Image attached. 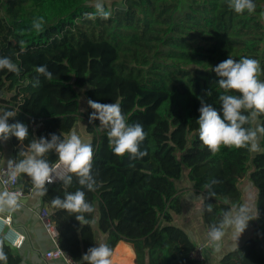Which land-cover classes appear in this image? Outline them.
I'll list each match as a JSON object with an SVG mask.
<instances>
[{
  "label": "trees",
  "instance_id": "trees-1",
  "mask_svg": "<svg viewBox=\"0 0 264 264\" xmlns=\"http://www.w3.org/2000/svg\"><path fill=\"white\" fill-rule=\"evenodd\" d=\"M253 2V14L239 15L228 0L104 1L111 17L92 21L84 14L94 12L95 0H0V57H10L21 69L19 76L0 70V109L16 111L8 122H23L29 129L23 143L11 137L12 160L26 158L34 139H50L51 133L66 137L84 116L94 149L92 174L100 185L94 192L82 189L96 209L87 219L95 220L111 250L119 240L132 243L135 264H200L190 257L195 244L173 222L182 208L175 180L183 166L202 194L201 220L208 232L213 227L223 231L231 209L240 206L238 182L250 169L256 189L254 231L218 264H264V153L222 146L213 155L199 139L197 123L201 98L221 107L223 89L212 70L220 62L249 57L264 70V0ZM39 16L45 26L36 33L31 24ZM41 65L53 79L40 76L34 87L35 68ZM259 78L264 81V72ZM84 85L81 112L78 88ZM89 99L118 103L129 123H140L147 133L141 149L148 155L137 160L115 155L99 120L89 122L94 111ZM258 119L264 125V116ZM260 143L264 149V138ZM46 159L54 164L58 156L53 152ZM18 177L24 191L33 185L26 174ZM212 179L221 183L212 185L216 195L209 197L204 185ZM80 187L75 176L70 186L59 180L47 185L41 200L49 206L59 246L86 264L83 254L95 247L92 223L81 226L75 215L52 204ZM0 241L7 256L0 264H21L14 247L2 236Z\"/></svg>",
  "mask_w": 264,
  "mask_h": 264
},
{
  "label": "clouds",
  "instance_id": "clouds-1",
  "mask_svg": "<svg viewBox=\"0 0 264 264\" xmlns=\"http://www.w3.org/2000/svg\"><path fill=\"white\" fill-rule=\"evenodd\" d=\"M228 7L239 15L245 12L253 14L256 10L253 0H228ZM94 9V12L84 14L86 20L95 21L97 17L107 20L112 15L110 10H106L104 0H95ZM44 26V17H33L32 30L40 33L44 31ZM19 44L21 52L25 51L24 41ZM0 70H7L17 76L21 72L18 65L6 56L0 57ZM212 70L219 77L217 83L223 89V93L218 97L221 107L218 110L201 98V107L198 109L200 115L197 119L199 139L213 155L219 153L222 146L246 149L253 154L264 153L260 143L264 138V125L258 119L264 116V81L259 78L264 70L261 69L260 61L249 57H242L237 61L230 56ZM35 72L37 78L33 83L34 87L40 85V76L48 81L53 79V73L47 65L37 66ZM230 92L239 95L229 94ZM208 95H211V92ZM88 105L94 110L89 116V122L99 120V126L106 130L109 145L115 155H127L130 160L148 155L146 149H141L147 137L143 126L140 123H129L118 103H100L89 99ZM16 115L14 110L0 113V142H7L14 136L23 143L29 136L26 124L19 121L8 122L9 118H15ZM50 137H40L30 143L26 158L14 166L13 178L20 173L26 174L31 178L38 195L44 196L48 192L47 185L59 179L65 186H70L75 176L81 187L75 192L65 193L63 198H53L52 204L57 209L75 215L81 226H89L92 221L87 217L96 209L86 199V193L82 189L94 192L100 186L92 174L94 149L91 140H82L75 133L63 138L62 134L51 133ZM53 152L58 156L56 164H50L46 159V156ZM220 183V180L212 179L204 185V188L209 190V197L216 195L211 191L212 185ZM16 207L18 205L14 194L5 193L0 196V213L14 210ZM207 210H212L211 205H208ZM245 226L244 217L235 223L238 233H242ZM224 235L225 233L217 227H213L209 232V237L214 242H219ZM111 257V248L107 244H99L89 248L83 254L82 261L86 264H112ZM6 260L3 241H0V261Z\"/></svg>",
  "mask_w": 264,
  "mask_h": 264
},
{
  "label": "crops",
  "instance_id": "crops-1",
  "mask_svg": "<svg viewBox=\"0 0 264 264\" xmlns=\"http://www.w3.org/2000/svg\"><path fill=\"white\" fill-rule=\"evenodd\" d=\"M80 111L84 112V109H80ZM0 113H2L1 109ZM86 121L84 116H80L73 129L66 134V137L71 133H75L82 140L91 139V134L86 131ZM0 147L2 161L4 163L10 162L13 159V151L15 150V145L12 143L11 138L7 142H0ZM245 179L246 176L238 182V187ZM176 181L178 182L179 179L175 180V183ZM188 183L189 186L184 190L178 189L182 208L179 214L173 215V222L180 226L196 245L198 242L205 240L207 228L201 220L202 194L197 192L190 182ZM243 186L251 194V206L248 209L242 208L244 195L241 191V204L231 209L230 216L223 229L224 237L219 242L212 241L203 249L205 264H218L223 254L241 245L254 231L253 219L255 216L256 192L248 183L243 184ZM17 188L25 192L26 195L16 197L18 207L1 214H10L12 225L23 235L21 245L14 248L15 252L20 256L21 264H65L61 258H43L42 256V253L54 246L50 234L38 215L41 208L46 207L49 209V206L42 202L34 184L27 191H24L23 180L18 177ZM5 193L7 192L0 185V196ZM242 217L245 218L246 226L242 233H238L235 223ZM92 231L95 237V247L99 244H105L106 235L98 229L95 220L92 222ZM111 260L112 264H135V253L132 243L125 240L117 241L112 248Z\"/></svg>",
  "mask_w": 264,
  "mask_h": 264
},
{
  "label": "built area",
  "instance_id": "built-area-1",
  "mask_svg": "<svg viewBox=\"0 0 264 264\" xmlns=\"http://www.w3.org/2000/svg\"><path fill=\"white\" fill-rule=\"evenodd\" d=\"M57 162L58 160L54 164H56ZM15 164L16 163L13 160L8 163H4L2 161V151L0 147V185L8 194H14L15 197H21L25 196L26 193L17 188L18 174L15 178H13ZM57 181H59V179ZM38 215L44 227L50 234L54 244L53 248L42 253L43 258L57 257L61 258L65 264H78V262L74 260L67 251L59 246L56 238L57 230L53 223L49 220L48 208H41L38 212ZM0 236H2L4 240L14 248L20 246L23 241V235L12 225V217L10 214L0 213ZM211 242L212 240L210 239L209 232L207 231L205 240L202 242H198L195 245L193 250L190 252V257L200 261V264H205L203 249L207 244Z\"/></svg>",
  "mask_w": 264,
  "mask_h": 264
},
{
  "label": "rangeland",
  "instance_id": "rangeland-1",
  "mask_svg": "<svg viewBox=\"0 0 264 264\" xmlns=\"http://www.w3.org/2000/svg\"><path fill=\"white\" fill-rule=\"evenodd\" d=\"M104 1L106 2V4L109 5L113 0H104ZM87 88H88L87 85H84V86L78 88L79 93H80L79 98H78L79 110L80 109H84L85 110V106H86L85 90ZM232 93L235 94V95H239L238 93H235V92H232ZM259 122H260V120H259ZM186 172H187V169H186L185 166H183V174H182L181 178L179 179V181L178 182L176 181V183H175L177 189L184 190L186 187L189 186V183H188L189 181L186 178ZM249 172H250V169L247 171V175H246L245 181L239 185L240 191H242V193L244 195V201H243L242 208H246V209H248L251 206V194H250V192H248L247 189H245L243 184H247V183L250 184V186L256 192V189L253 186L252 180L248 176Z\"/></svg>",
  "mask_w": 264,
  "mask_h": 264
}]
</instances>
